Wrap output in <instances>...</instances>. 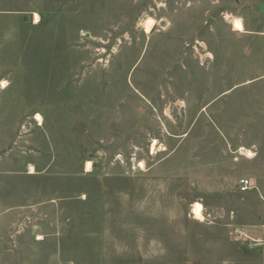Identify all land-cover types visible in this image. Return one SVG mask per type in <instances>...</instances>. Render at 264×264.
I'll list each match as a JSON object with an SVG mask.
<instances>
[{
    "label": "rangeland",
    "instance_id": "obj_1",
    "mask_svg": "<svg viewBox=\"0 0 264 264\" xmlns=\"http://www.w3.org/2000/svg\"><path fill=\"white\" fill-rule=\"evenodd\" d=\"M0 264H264V0H0Z\"/></svg>",
    "mask_w": 264,
    "mask_h": 264
},
{
    "label": "bare ground",
    "instance_id": "obj_2",
    "mask_svg": "<svg viewBox=\"0 0 264 264\" xmlns=\"http://www.w3.org/2000/svg\"><path fill=\"white\" fill-rule=\"evenodd\" d=\"M35 18L37 20V15L35 14ZM231 24H232V29L233 30H236V31H239V32H242L244 31V27H243V23L240 21L239 18H233L231 20ZM151 25L152 24V21L151 19H148L146 20L145 22V31L148 32L151 28ZM6 84V81L5 80H2L1 81V86L4 87ZM37 117H40L39 115H37ZM37 119V118H36ZM156 140H153V144H152V149H154V145L156 144ZM244 150V152H242L241 154L245 155L246 158L247 157H252L253 156V153L252 151L248 150V149H242V151ZM153 152V151H152ZM140 166H142V163L140 162L139 163ZM85 170L86 171H89L90 170V162L87 161L85 163ZM191 212L194 214V218L196 219H201L202 217V204H200L199 202H195L193 205H192V210Z\"/></svg>",
    "mask_w": 264,
    "mask_h": 264
},
{
    "label": "built area",
    "instance_id": "obj_3",
    "mask_svg": "<svg viewBox=\"0 0 264 264\" xmlns=\"http://www.w3.org/2000/svg\"><path fill=\"white\" fill-rule=\"evenodd\" d=\"M238 188L241 192L248 191L250 189L255 188V182L250 177H242L238 180ZM234 232H238L236 229Z\"/></svg>",
    "mask_w": 264,
    "mask_h": 264
},
{
    "label": "crops",
    "instance_id": "obj_4",
    "mask_svg": "<svg viewBox=\"0 0 264 264\" xmlns=\"http://www.w3.org/2000/svg\"><path fill=\"white\" fill-rule=\"evenodd\" d=\"M237 147H238L237 152H238L239 154L242 153L240 150H242L243 148H244V149H248V148L244 147L243 145H237ZM242 155H243V154H242ZM253 156H254V155H253ZM253 156H252V157H253ZM245 157H246V156H245ZM252 157H247V159H250V158H252Z\"/></svg>",
    "mask_w": 264,
    "mask_h": 264
},
{
    "label": "snow or ice",
    "instance_id": "obj_5",
    "mask_svg": "<svg viewBox=\"0 0 264 264\" xmlns=\"http://www.w3.org/2000/svg\"><path fill=\"white\" fill-rule=\"evenodd\" d=\"M39 118V117H38Z\"/></svg>",
    "mask_w": 264,
    "mask_h": 264
}]
</instances>
